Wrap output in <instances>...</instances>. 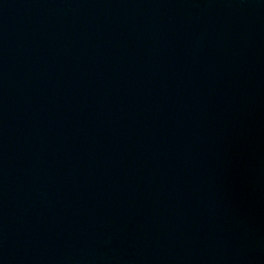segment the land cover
<instances>
[{"label": "water", "instance_id": "water-1", "mask_svg": "<svg viewBox=\"0 0 264 264\" xmlns=\"http://www.w3.org/2000/svg\"><path fill=\"white\" fill-rule=\"evenodd\" d=\"M0 264H264V0H0Z\"/></svg>", "mask_w": 264, "mask_h": 264}]
</instances>
